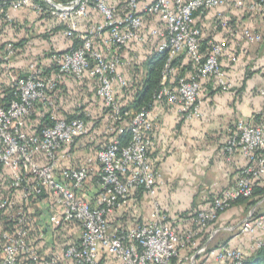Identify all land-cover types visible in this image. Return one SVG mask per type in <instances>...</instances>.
Listing matches in <instances>:
<instances>
[{
	"label": "built area",
	"instance_id": "1",
	"mask_svg": "<svg viewBox=\"0 0 264 264\" xmlns=\"http://www.w3.org/2000/svg\"><path fill=\"white\" fill-rule=\"evenodd\" d=\"M143 1L125 0L124 14L118 16L106 0H75L68 5L53 0H0L12 10L28 8L57 18L64 25L63 35L77 36L80 41L78 48L52 57L56 71L51 77L42 76L31 64L29 74L14 81L16 98L6 108L0 104V264H244L247 253L225 244L202 252L196 240L233 202L250 198L254 181L264 176L262 127L245 120L235 123L223 155L229 160L238 153L246 164L207 210L195 213L193 227L181 232L172 229L170 221L176 220L162 214L156 200L162 178L150 162L156 144L150 117L153 105L141 107L127 121V144L115 138L99 147L89 160L98 167L97 190L90 200L82 192L89 177L88 166L63 165L70 160L77 141L88 135L92 112L84 110L69 122L60 119L54 96L58 85L88 75L96 81V94L109 110L110 119L125 122L128 113L121 111L119 95L127 80L118 70L130 64L123 58L129 46L143 47L149 38L156 40L157 52L166 59L152 103L176 108L187 121L203 117L199 106L202 79L212 77L223 92L231 88L219 64L225 42H211V53L202 60L198 52L201 30L194 21L195 14L221 8L228 0H149L141 6ZM90 6L102 22L80 32L79 20L86 17ZM236 8L264 17V0H240ZM151 21L157 25L149 28ZM221 24L228 28L227 22ZM104 32L107 34L102 39ZM230 33L250 44L261 40L248 30ZM183 53L191 59L195 73L169 85L167 81L176 70L173 62ZM13 55L8 44L4 61L10 63ZM7 76L14 79L15 75L7 72ZM257 93L264 101V88ZM39 107L46 110L51 125L29 134L26 121ZM107 131L119 134L123 128L107 127ZM96 135L92 133L89 139ZM136 190L150 202L151 219L126 228L108 221L116 211L127 208ZM239 232L250 239L249 254L261 249L264 214L242 221ZM187 249L193 250V257L202 256L200 262L182 258L181 252Z\"/></svg>",
	"mask_w": 264,
	"mask_h": 264
},
{
	"label": "crops",
	"instance_id": "2",
	"mask_svg": "<svg viewBox=\"0 0 264 264\" xmlns=\"http://www.w3.org/2000/svg\"><path fill=\"white\" fill-rule=\"evenodd\" d=\"M53 1L68 5L75 0ZM237 1L240 0H228L221 8L194 16L196 26L200 28L204 38L209 39V43L225 42L226 48L220 59V66L231 88L223 92L215 81L205 83L201 88L199 105L203 117L197 120L187 121L176 108L167 105H156L150 111L156 137L150 162L162 178L156 200L160 212L175 219L177 223L173 222L174 227L180 232L189 227L191 221H177V217L187 212L207 210L212 199L227 189L244 168L246 161L238 153L233 154L229 160L223 155L235 123L238 120L250 121L264 129V101L257 93L258 89L264 88V17L236 8ZM106 3L115 8L117 4L124 3V0H106ZM148 3L149 0H144L140 5ZM10 15L15 29L1 30V43L10 39H26V49L33 57L49 51L47 49L50 44L44 37L54 34L51 21L40 20L37 14L25 10H13ZM101 22L102 17L90 6L86 17L79 20V30L85 32ZM223 22H227L228 29L222 27ZM155 25L156 21L148 23L149 28ZM231 30H248L260 36L261 40L250 44L240 40L238 36H232ZM53 46L56 50H62L70 47L71 43L57 42L55 39ZM149 51L132 46L130 50L123 52V58L130 62L129 67L138 63L141 77L146 74V68L141 62L151 55ZM26 58L27 54H24L10 62L16 68V75L24 73L29 61ZM83 143V139L79 140L70 153V160L63 162V165L88 166L89 178L82 192L90 200L97 190L95 177L98 167L94 160L89 162L93 154L84 148ZM146 200L144 195L133 197L126 210L140 221L148 222L152 206ZM254 214H264V198L254 207L239 203L220 214L217 222L207 229L205 242L200 244V240H196V246L205 252L225 244L248 254L250 239L239 232V227L242 221ZM181 257L191 259L194 263L202 259V256L193 257L190 249L182 251Z\"/></svg>",
	"mask_w": 264,
	"mask_h": 264
},
{
	"label": "trees",
	"instance_id": "3",
	"mask_svg": "<svg viewBox=\"0 0 264 264\" xmlns=\"http://www.w3.org/2000/svg\"><path fill=\"white\" fill-rule=\"evenodd\" d=\"M107 6L115 9L117 14L123 15L125 10V0L124 3L117 4L115 8L108 4ZM20 10L32 12L28 8H23ZM11 11L13 10L8 7V4L3 5V3L0 2V31H9L15 29L14 20L10 15ZM37 16L40 20H48L53 23L51 30L54 34L44 37V40L46 42H49L50 44V47L47 49L49 50L48 52H45L41 56L33 57L31 53H28L26 49V39H10L2 43L0 42V104L5 108L8 107L10 102L16 98L14 81L26 77L29 74L28 68L31 64H35L38 69L41 70L42 76L51 77L56 71V65L54 64L52 57L61 55L71 49H75L80 46V41L77 36L65 37L63 35L64 25L57 18L45 14H37ZM106 34L107 33L104 32L101 38L104 39L106 37ZM55 39L57 40V42L69 41L71 43V46L67 47L66 49L56 50L53 46V42ZM8 44L11 45L14 52L12 58L13 61L18 57L27 54V58L29 59V61L27 63V66H25L23 70V74L16 75L14 72L16 68L12 67L10 63L7 64L4 61L5 48ZM131 47L132 46H129L126 49L130 50ZM96 48H98V46ZM143 49H146L148 51L150 50L149 52L151 54L141 62V65L145 66L146 68V74L143 75V77H141V72L138 69V63L133 66L130 65V67L127 66L119 68L118 70L119 73L122 74L123 77L127 80V86L120 92L119 95L121 107L120 109L122 112L128 113L125 122H117L110 119L109 110L103 106L102 102L96 94L97 83L94 79L88 77V75H86L81 80L70 78L63 81L60 85H58L57 90L54 93L57 105L59 106L58 116L60 119L69 122L84 110H91V118L87 121L88 135H86L82 139H85V142L83 143L84 148H86L87 151H89L93 155L99 147L106 146L107 143L115 138H117L121 142V144H127L130 136L124 130L130 117L135 114L134 112H137L143 106L147 107L151 104V106L153 105L154 108L157 105L152 103V97L160 89L162 81L161 71L165 63L166 55L157 52L156 40L152 38H149L147 40V42L143 46ZM198 52L201 55L202 60H205L211 53V44L209 43V39L204 38L202 32L198 42ZM173 66L176 70L175 74L167 81L169 85H174L178 78L187 79L195 73V66L193 65L191 59L184 53L174 60ZM7 72L13 73L15 75L14 79H10L7 76ZM213 82L214 79L212 77L202 79L200 81V91L205 83L210 84ZM161 105L167 104L162 103ZM50 125L51 122L48 115L46 114V110L39 107L35 110L34 114L27 119L25 130L29 134H38L43 128ZM107 127L115 130L116 128H123V132L119 134L116 132V134H114V132H108ZM92 133H97V135L94 137V140L91 141L89 139V136ZM77 142H79V140ZM72 150L73 149H71L70 153L72 152ZM95 179L97 183L98 178L95 177ZM138 196H143V192L141 190H136L135 192H133L131 198ZM263 198L264 176L254 181L253 192L250 198L237 200L232 203L231 207L239 203H247L249 207H254ZM197 211L183 213L179 217H177V221H179L180 219L187 220V223H190L191 221L189 227L192 228V218ZM133 216L134 214L132 215L128 210L123 209L120 211H116L112 216L108 218V221L117 223L121 228H126L135 223L144 222L140 221L137 216ZM170 225L172 229H176L173 222L170 221ZM206 235V232H204L197 239L200 240V244L205 242ZM191 251L193 250L191 249ZM244 264H264V246L254 253L246 254Z\"/></svg>",
	"mask_w": 264,
	"mask_h": 264
},
{
	"label": "rangeland",
	"instance_id": "4",
	"mask_svg": "<svg viewBox=\"0 0 264 264\" xmlns=\"http://www.w3.org/2000/svg\"><path fill=\"white\" fill-rule=\"evenodd\" d=\"M83 142H85V139H83ZM147 201V200H146ZM148 202V201H147ZM256 214H254V215H252V216H255ZM78 237V235L76 234L75 235V238H77Z\"/></svg>",
	"mask_w": 264,
	"mask_h": 264
}]
</instances>
